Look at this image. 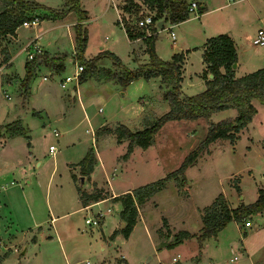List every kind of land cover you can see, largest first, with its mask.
Instances as JSON below:
<instances>
[{
  "label": "rangeland",
  "instance_id": "374dc122",
  "mask_svg": "<svg viewBox=\"0 0 264 264\" xmlns=\"http://www.w3.org/2000/svg\"><path fill=\"white\" fill-rule=\"evenodd\" d=\"M38 1L48 6H57L62 2ZM222 1L219 0V3ZM246 1L233 4V7H240ZM139 5V12L151 11L146 4ZM1 6L0 1V9ZM256 6L255 2V11L247 12L246 20L233 21L234 24L243 23L237 41L240 57L245 61L264 53V45L253 43L254 31L259 27L264 29V23L257 19ZM42 11L39 9L38 13ZM216 12L222 11H213L210 15ZM190 15L195 19L190 21L188 28L190 32H198L199 19L194 13ZM106 24L105 20L93 22L86 56H97L99 44L110 33ZM189 24L181 26L184 28ZM62 26L66 31L65 25ZM171 27L178 37L180 27L169 21L157 30L160 47L164 53L167 51L166 57L171 53L173 43L169 35ZM34 35L32 30L20 26V36L25 43ZM59 39L63 41L62 44L60 41L56 43L54 37H42L41 44L50 52L65 53L63 62L66 68L57 73L50 65L37 60L36 64L41 69L30 77L28 94V84L23 87L15 81L1 83V73L13 69L3 68L0 72V125L4 124L0 126V132L3 131L0 135V237H4L6 231L14 234L11 240H8L10 237L0 239V264H87V261L92 264H250L246 259L247 250L251 256L260 257L264 253V209L261 214H249L236 221L245 231L238 228L235 221H230L217 235L204 239L202 245L197 236L172 247L165 244L169 242L171 234L179 231L178 228L198 231L202 221L197 208L200 210L210 204L219 193L225 195L231 207H237L241 202L248 204L255 201L258 189H264L262 103H258L259 116L249 127L240 131L234 143L222 138L211 142L195 163L188 167L187 175L185 170L181 186L173 178L169 179L161 191L139 206L141 220L130 238L123 235L114 239L103 237L101 225L108 218H120L122 205L118 200L102 201L89 210L53 218L59 211L78 206L76 185L70 169L73 164H70L81 160L90 147L98 151L99 157L105 161V165H97L96 180L108 186L106 178L111 177L114 189L120 193L127 187L162 178L178 168L184 157L206 136L208 120L217 122L237 114L235 108H230L215 111L208 120H169L156 133L152 145L146 149L137 147L132 159L124 165L116 163L117 156L124 153L126 147L116 142L112 130L118 122L129 127L135 123L141 126L143 101L151 102L153 98H159L163 90L170 89L172 85L167 83L160 87L162 82L158 79L143 77L123 85L117 78H104L102 81L94 75L81 85L72 81L67 88H62L60 79L72 74L75 61L79 60L72 55V42L63 34ZM49 40L50 44L47 43ZM50 52L51 57L55 55ZM20 53L21 58L13 64L18 72L23 69L22 61L24 57L27 58L28 52L22 49ZM108 58L104 59L103 64H111ZM261 66L263 64L258 68ZM114 67L112 62L111 68ZM243 69L242 66L238 67L237 73L243 75ZM46 75L48 80H43ZM197 82L194 78L191 82L187 80L182 89L186 94H192L198 89ZM77 86L81 96L73 97L70 90ZM5 92L10 97L5 96ZM162 102V97L152 102L154 106L151 110L161 114L162 106L159 103ZM34 108H46L49 113L43 111L42 116L33 115ZM16 119L23 123L30 138L8 133L5 126ZM103 122L113 125L109 127L106 124L96 131L95 128ZM54 128L59 130V136L53 134ZM95 131L101 137H108L97 140ZM50 144L56 147L52 151H49ZM38 161L40 164H37ZM72 171L79 173V168L75 165ZM237 185L240 190L236 188ZM107 207L111 208V212L101 218L98 225L85 223V216L92 217L98 208ZM247 221L249 224L246 225ZM121 254L125 255L126 260H120ZM257 264H264V258Z\"/></svg>",
  "mask_w": 264,
  "mask_h": 264
},
{
  "label": "trees",
  "instance_id": "16d2710c",
  "mask_svg": "<svg viewBox=\"0 0 264 264\" xmlns=\"http://www.w3.org/2000/svg\"><path fill=\"white\" fill-rule=\"evenodd\" d=\"M0 38L8 34H15L16 29L26 19L38 16L41 19H62L69 10H75L79 20L86 17V12L81 8L80 0H64L67 8L56 9L38 3L35 0H0ZM143 3L153 12V21L164 19L172 24L179 23L189 17L188 0H143ZM139 4L134 0H126L123 8L126 10L138 11ZM39 9H43L38 13ZM203 11V8H199ZM126 32L129 38L134 39L141 37L146 45L145 49L149 54V61L139 64L136 68L130 69L124 66L120 58L112 52H105L111 57L113 63L119 66L118 72L109 69L99 68L96 63L101 54L90 59L84 57V51L87 44V29L82 23L74 26V40L76 57L84 63L83 70L79 75V80L87 77L99 76L106 79L117 78L123 85H127L133 79L143 77L149 79L154 76H160L166 84H171V88L166 90L163 98L169 103V109L160 116L154 118H145V126L142 129L132 130L123 123H118L114 130L117 141L128 140L126 152L122 155L127 158L133 151L135 145L147 148L155 142L156 133L169 120L181 119H210L213 112L235 108L237 114L234 117H227L217 122L208 120L207 134L183 159L181 164L175 170L169 172L166 176L157 180L134 187L121 195L114 196L122 204L120 216L124 226L115 230L111 238L117 233L124 237H129L134 225L137 222L139 206L145 201L161 191L169 179H174L181 186L184 180L185 170L193 165L197 158L207 148V146L216 139H229L234 143L239 138V133L246 128L258 109L253 100L256 99L264 104V66L253 71L247 72L241 76H236L233 64L237 62V50L235 42L227 33H220L209 37L204 45L203 59L207 68L203 72L205 79V89L188 95L181 89V62L183 53H176L170 59H162L155 50V41L157 39L158 27L149 26L150 33L146 28L136 26H126ZM104 53V52H103ZM41 61L62 68V63L58 58L48 55H40ZM5 53V59H7ZM35 60L26 63V75L21 85L27 87L28 81L33 73V64ZM83 65V64H82ZM212 77H209V74ZM23 95L26 96L25 93ZM8 133L12 136L27 135V130L22 126L19 120L7 124ZM109 131L110 128H107ZM96 163V156L93 149H89L86 155L80 160L81 175L89 177ZM75 180L78 179L73 175ZM237 189L240 187L237 185ZM83 205L93 201H99L107 197L103 188L94 187L91 192L77 187ZM258 197L251 203H244L237 207H231L221 192L213 201L203 207L201 214L202 227L199 234H194L188 230H179L165 244L172 247L181 243L184 239L197 236L200 245L204 239L217 235L228 222L240 221L246 215L260 212L264 209V189H258Z\"/></svg>",
  "mask_w": 264,
  "mask_h": 264
},
{
  "label": "crops",
  "instance_id": "0c3cea01",
  "mask_svg": "<svg viewBox=\"0 0 264 264\" xmlns=\"http://www.w3.org/2000/svg\"><path fill=\"white\" fill-rule=\"evenodd\" d=\"M35 1L42 4L38 0H35ZM134 1L137 2L138 4H141V3L144 4L143 0H134ZM190 1H192V0H188V2H190ZM199 1H200L199 8H203V11L198 13L200 11V9L198 8V12H196L198 14L194 13V15L196 14L195 16H197V19H199V24H198V32L199 33L198 32H190L188 27L191 24H189V23H190V21H192V19H195V18H193V16L189 15V17L187 19H185L179 23L174 24V25H178L180 27L178 37H177V33L172 29V27L169 28V32H170L169 35H170V38L173 40V43L171 44V46H172L171 47V53H169V55L167 57H166L167 51L164 53V51H162V49L160 47L159 40H158V31H157V39L155 41V50H156L157 54L164 60L171 58L176 53H183L184 54L183 60L181 62V76H182L181 89L187 80H189L191 82V80L194 78L198 81L196 83L198 89L192 94L198 93V92L205 89V79L203 78V72L207 68L206 67L207 64L203 59V52H204L205 42L211 36H215V35H218L220 33L228 32L227 34H229L232 37V39L234 40L236 50H237V66L235 68V73L237 76L242 75V74L240 75L237 73L238 67L242 66V68H245L242 70V73L244 74V73H247V72H250V71L257 69L258 66H260L262 64L264 66V63H260V62H264V53L259 57H254V58H251L247 61L243 60L240 57L241 56L240 55V47H239V43L237 41V36L239 34V28L242 26L243 23L242 24H234L233 23V21H235V20H238V22L240 20H246L245 17H247V12L250 13L251 11L254 10L253 5L255 4V2L257 5L256 6V12L258 14L257 19H259L262 23H264V0H255V2L247 0L246 2L242 3L240 7L236 6L235 8L233 7V4H236V3L240 2V1H244V0H223L222 1L223 3H219V0H199ZM125 2H126V0H80L81 8L86 12V17L82 20L78 19V16H77V13L75 10H69L67 12V14L65 15V17H63L62 19H41L36 26L28 28V29L32 30L33 32H35V35L32 38L28 39L26 43H25V40H23V38L20 36V26L16 29L15 34H8L4 37H1L0 38V72H1V70H3V68L9 69V70L13 69V70H11V72L1 73L2 74L1 83L3 84L4 82H12V81L18 82V84L22 83L21 81H22L24 75L26 74V63L27 62L30 63V60H27V58L24 57V59L22 61L23 66H21V67H23V69L20 72L15 71V68H13V64H14V61L16 59L19 60L21 58L20 52H22V49L26 50V53H27L28 51H30L31 47L33 48V43L31 42L32 40H34L37 43V45H39L40 47L43 46V48H42L44 51L43 55H48V57L51 58V56L48 53L50 51H48L45 48V46L41 44V38L42 37H48V38L52 39V37H54L57 39L56 43H58L60 41V44H62L63 41H61L59 38L63 34V37H66L67 39H69L72 42V47L74 48V52L72 53V55L75 59H77L76 54H75L76 51H75V44H74V42H75V40H74V26L77 23H82L87 29V44H86V48L84 51V57L86 59H90L92 57L86 56V52H87L89 45H90V42H91V26H92L94 21H99V20L107 21L106 25L108 26V29L110 31V33H109L110 35L106 34L104 39H102L101 43L99 44V47H98L99 50L97 53L101 54V56L96 63L97 67L109 69L113 72H118L120 70L119 66L116 65L115 63H113L115 65L114 69L111 68L113 60L111 59L110 56H108L105 53L107 51L112 52L115 55H117L120 58L122 64L124 66L130 68V69L136 68L141 63L148 62L149 61V54L147 53V51L145 49L146 45H145L143 39L141 37H137L134 39L129 38V36L126 32V29H125L126 26H124L119 20V17L123 12L130 11V10H126L123 8ZM61 4H58L57 6H48V5H45L43 3V5H45V6L56 8V9H62V8L66 9L67 8V6H65L64 0H62ZM213 11H222V12L221 13L216 12V14L212 16V15H210V13ZM149 12L153 13L152 11H149ZM97 13H99V14H97ZM237 16H238V19H237ZM96 18H99V19H96ZM64 20H65V22H63ZM42 22H43V24H42ZM165 22L166 21L164 20L162 27H164ZM184 24H189V25L185 26L186 28L185 27L182 28L181 25H184ZM62 25H65L66 31L64 30V27ZM259 28H261V27H259ZM257 30L254 31L253 37L255 36ZM172 31L174 32V35H172V33H171ZM47 43L50 44L51 41L49 40V41H47ZM5 53H7V56H8L7 59H5ZM50 53H53V54L55 53V55H53L52 57L58 58L57 63H59V61H60L62 63V68H58L54 65L48 64L44 61H41L42 60L41 57H39V59H37V60H39V63L45 64L47 66L50 65L54 69L55 72L60 73L61 71H63L66 68L65 63L63 62V60L65 58L64 57L65 53H62L59 51L50 52ZM106 58L110 59V62H111L110 65L103 64L104 59H106ZM77 60H79V59H77ZM260 60H263V61H260ZM36 61L34 62L33 67H32L33 68L32 74L36 73L37 69L38 70L41 69V67L40 66L38 67V64H36ZM79 64H83V66H85V64L80 62V60L75 61L74 72L72 74H67L65 77L60 79L59 83H60V86L62 88H67L68 84L72 81H75L76 83H79V85H81V83L83 81H85V80H87V78H89V77H87L84 80H81V81L79 80V75L82 72V70L81 71L79 70ZM51 76H52V74H51ZM48 78H44L43 80H48ZM102 79H104V77H98V80H102ZM150 79H153V80L158 79L159 81H161L162 83L159 84L160 87H163V85L166 84L161 80L160 76H154V77H151ZM134 80H136V79H133L132 81H130V83L134 82ZM29 83H28V87H27L28 88L27 94L29 93V86H30ZM20 86H21V84H20ZM70 91H71V94L73 97H76L79 95L81 96V91L79 90L78 86L75 89L72 88ZM165 91L166 90H163V93ZM182 91H183V93L186 94L184 89H182ZM21 93H22V90H21ZM163 93L161 96H159V98H161V97L163 98ZM192 94H188V95H192ZM5 96L10 97L9 94H7L6 92H5ZM159 98H153L151 102H148V101L144 102L143 101V104H142L143 109L141 110L142 111L141 126H139L137 123H135L133 125V127L132 126L129 127L128 125L127 126L132 130L142 129L145 126V118H154V117L160 116L163 113H165L169 109V103L164 98H163L164 102L159 103V105L162 106V110H161L162 113L161 114L154 113L155 111L151 110V107L154 106V105H152L153 104L152 102L159 100ZM253 102L256 105L258 111L253 116V119L251 122H249V124L253 123L254 119L257 116H259V111H260V109H259L260 107L258 105V103H260V102L256 99H254ZM164 107H168V108L166 110H163ZM228 109H230V108H226V109H222V110H218V111H223V110H228ZM43 111H45V113H47V114L49 113L48 109L42 108V109L33 110L32 114L42 116ZM234 116L235 115H229L227 117H234ZM16 120H20V119H16ZM118 123H121V122H118ZM21 124L23 126L22 122H21ZM106 124L109 127H111L113 125V124H109L108 122H103L102 125L97 127V129L95 128V130L97 131L100 127H102ZM249 124H248V127H249ZM1 125L3 127L4 124H1ZM23 127H25V126H23ZM135 127H138V128L134 129ZM55 130L58 131L57 134L54 133ZM96 131H95V134L97 136L96 137L97 140H98V138H107L108 137V136L101 137L99 135V132L97 134ZM2 132H0V135L3 134ZM53 134L55 136H59L60 132L58 129L54 128ZM113 134L114 135L112 137L116 138L117 143L125 144V147H126L125 152H126L128 140L125 139V140H122L121 142H118L116 134L115 133H113ZM27 135L30 138L28 133H27ZM137 147H141V146L135 145L133 148V151L130 153V155L127 158L122 157V155L125 152L121 153L119 156H117V158H116L117 162L116 163L121 162L124 165L127 161L131 160ZM1 148L2 147H0V149ZM91 148L92 147H90L89 149H91ZM49 151H52V150L49 149ZM87 151H86V153H87ZM93 151H94L95 156H96V163H95L93 171L90 173L89 177L83 176V178H84L83 181L81 180V176H82L81 175V168L77 164V162H80V160L77 162H71V164H70V165H72V164L74 165V166L73 165L70 166V169H71L72 179L76 185V191H77V196H78L76 203L78 206L75 209H70V210L66 209L64 211H59L60 213H58V215H55L53 218L66 217V216L71 215L73 213H78V212L83 211V210H89L94 205H97L98 203H100L102 201L116 200V199H114V196H117V195L119 196V195H121L127 191H130L134 188V187H127L119 193L114 189V183H113L111 177L106 178V183L109 184L108 186H105V184L104 185L100 184L99 181L96 180V178H95V171H96L97 165L99 163H101V165H105L104 164L105 161L99 157L98 151H96L95 149H93ZM37 164H40V161H38ZM75 165L79 168V173H73L72 170L75 168ZM187 172H188V168L186 169V175H187ZM77 174L80 177V178L78 177L79 181L75 180L73 178V175L77 176ZM0 178H1V176H0ZM83 184H85V186ZM78 185H80L82 189H85L88 192H91L95 186L99 187V188H103V190L107 193V197L100 199L99 201H93V202H90L86 205H83L80 194H79L78 189H77ZM144 204L145 203H143L142 205H144ZM202 208H200V210L197 208V210L200 212V216H201V212H202L201 209ZM98 209H102V208H98ZM121 209H122V207H121ZM102 210H104V217H105V215H107L108 213L111 212V208H110V210H108V207L106 209H102ZM261 213H262V211L255 213V214H261ZM255 214H253L252 216H254ZM141 215H142V212L139 208L137 222L134 225L133 230L131 231V233H130L129 237H127V239L132 236V234L136 228V225L141 220ZM88 216L89 215L85 216V218ZM122 222H123V220H122L121 216H120V218H116V219H114L113 217L108 218L107 222L105 224L101 225L103 237H106L109 239H114V238L122 235L121 233H117L113 238H111L112 233L115 230L121 228V225L119 226V224ZM235 223H237L238 228H240L242 231H245V228L241 227L238 222L235 221ZM250 223H251V221H250ZM201 227H202V225L199 227L198 231H190V230L185 229V228H178L177 230H188L191 233L199 234ZM175 229H176V227H175ZM6 232H5L4 237H2V236L0 237L1 240H2V238H5V237H6V239H8L10 237L8 240H11L14 237V234L6 233ZM189 238H192V237H189ZM189 238H187V239H189ZM1 240H0V243H1ZM184 240H186V239H184ZM184 240L182 242H184ZM9 242H11V241H9ZM181 243H179V244H181ZM246 253H247L246 259L249 261L248 263H250V264H257V262L260 259L264 258V253L262 255H260V257L251 256L249 250H247ZM125 260H126V257H125Z\"/></svg>",
  "mask_w": 264,
  "mask_h": 264
},
{
  "label": "built area",
  "instance_id": "2783aa9c",
  "mask_svg": "<svg viewBox=\"0 0 264 264\" xmlns=\"http://www.w3.org/2000/svg\"><path fill=\"white\" fill-rule=\"evenodd\" d=\"M199 0H192L189 2V6H188V11H189V15L198 12V8H199ZM120 22L124 25V26H136V27H140L146 28L147 33H150V29L149 26L151 25H155L157 26V21H153V13L148 12V13H141V12H137L134 10L128 11V12H123L120 17H119ZM40 21V18L38 16H35L31 19H26L22 22V24L20 26H24L27 28H31L33 26H36ZM158 27V26H157ZM172 35H174V32H171ZM33 43V48L32 50L28 51L27 53V59L28 60H37L40 55H42L44 53L43 49L37 45V43L32 40L31 41ZM253 43L254 44H259V45H264V29L263 28H259L255 34V36L253 37ZM83 65L79 64V70H83ZM44 78H47V76H44ZM55 134L58 133V131H54ZM50 150H54L55 149V145L54 144H50L49 146ZM108 210H110V208H108ZM104 217V210L102 209H98L94 215L88 216L85 218V222L89 225H98L100 222V219ZM249 224V222H246V225ZM121 259L120 260H125V256L123 254H121ZM87 264H92L91 262L87 261ZM119 264V263H117Z\"/></svg>",
  "mask_w": 264,
  "mask_h": 264
},
{
  "label": "water",
  "instance_id": "95a60500",
  "mask_svg": "<svg viewBox=\"0 0 264 264\" xmlns=\"http://www.w3.org/2000/svg\"><path fill=\"white\" fill-rule=\"evenodd\" d=\"M163 23H164V19H160L158 22H157V26L158 27H162L163 26ZM237 66V62H235L234 64H233V67H236ZM209 77H212V74L210 73L209 74ZM83 176H81V180L83 181ZM124 226V222H122L121 223V227H123ZM173 238V236H171V238L170 239H172Z\"/></svg>",
  "mask_w": 264,
  "mask_h": 264
}]
</instances>
